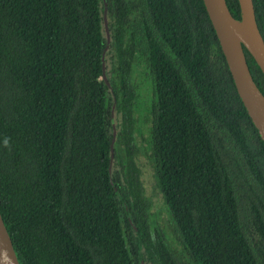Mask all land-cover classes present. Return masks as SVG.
Wrapping results in <instances>:
<instances>
[{
  "label": "trees",
  "instance_id": "trees-1",
  "mask_svg": "<svg viewBox=\"0 0 264 264\" xmlns=\"http://www.w3.org/2000/svg\"><path fill=\"white\" fill-rule=\"evenodd\" d=\"M0 214L19 264H264V143L202 0H0Z\"/></svg>",
  "mask_w": 264,
  "mask_h": 264
},
{
  "label": "water",
  "instance_id": "water-1",
  "mask_svg": "<svg viewBox=\"0 0 264 264\" xmlns=\"http://www.w3.org/2000/svg\"><path fill=\"white\" fill-rule=\"evenodd\" d=\"M232 77L236 92L264 143V95L247 64L244 49L264 76V39L257 25L253 0H238L235 19L226 0H202ZM105 80V76L103 75ZM0 264H19L12 240L0 214Z\"/></svg>",
  "mask_w": 264,
  "mask_h": 264
}]
</instances>
